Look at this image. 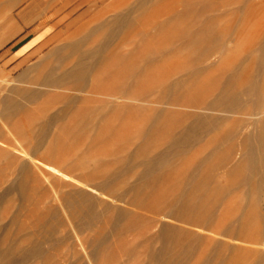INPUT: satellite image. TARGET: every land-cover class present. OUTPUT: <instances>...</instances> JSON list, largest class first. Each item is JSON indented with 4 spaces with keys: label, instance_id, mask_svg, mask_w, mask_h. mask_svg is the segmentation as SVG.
Returning <instances> with one entry per match:
<instances>
[{
    "label": "rangeland",
    "instance_id": "374dc122",
    "mask_svg": "<svg viewBox=\"0 0 264 264\" xmlns=\"http://www.w3.org/2000/svg\"><path fill=\"white\" fill-rule=\"evenodd\" d=\"M263 36L264 0H0V264H256L258 114L209 107Z\"/></svg>",
    "mask_w": 264,
    "mask_h": 264
},
{
    "label": "bare ground",
    "instance_id": "6f19581e",
    "mask_svg": "<svg viewBox=\"0 0 264 264\" xmlns=\"http://www.w3.org/2000/svg\"><path fill=\"white\" fill-rule=\"evenodd\" d=\"M254 50L255 52H258L256 61L262 64L264 62V36L258 42V46L257 48L255 47ZM51 77H53V75ZM51 77L48 78V80L50 79L51 81L53 79V78L51 79ZM58 79L60 78L56 77V80ZM256 79L257 78H255L254 80L256 81ZM257 82L251 83L250 85L247 86L242 85L241 86L242 89L236 92L234 91L230 93L227 89H225V91H223L220 95L216 97V99H214L209 109L212 108L211 106L219 107L222 104H225V107L223 108L224 111L228 113H234L238 108L242 107L245 104L244 97H246L247 99H249L248 102L251 103L253 109H255L254 111H257L256 114H258V116L257 115L254 116H257L258 118L255 117L256 119L252 123H249L250 125H253V131L244 135L240 143L242 144L243 147V154L245 156V160L244 162L242 160L237 161L235 167L232 168L230 172L231 173L233 172L235 175L241 177L240 180L235 184L241 185V184L251 183L252 185H254L253 187L257 193L256 197L258 198L257 204L260 207L258 214L256 213V218L260 222V225L257 230L258 232L264 233V84H259V82L258 83ZM197 118L199 119V121L202 120L201 117H197ZM212 121H209L208 119L207 123L212 124ZM231 133L232 132H229V134ZM194 173L195 172H193V174ZM191 184L192 186L190 189L193 191H197L200 187V184L195 181ZM222 190L224 193H228L231 190V186L226 187ZM177 200H179V198H177ZM177 200L175 201V203L172 204L173 206L176 207L181 206L179 205L180 203ZM191 205L192 207H195L196 206L195 201L192 200ZM261 210H263V212ZM174 215L175 214L173 213H168L166 216L169 218H173L176 217ZM176 215L180 216L179 214ZM211 215H212L211 210H209L208 216ZM244 225H245V219L244 216L241 215V217L237 218L229 226L231 228L239 229L244 227ZM170 230L171 231L177 230L175 223L164 220L160 230L161 234ZM176 234H178V232ZM165 256H166L165 253L160 252L156 257H154L155 264H165L164 262ZM256 264H264V249L259 250Z\"/></svg>",
    "mask_w": 264,
    "mask_h": 264
},
{
    "label": "crops",
    "instance_id": "0c3cea01",
    "mask_svg": "<svg viewBox=\"0 0 264 264\" xmlns=\"http://www.w3.org/2000/svg\"><path fill=\"white\" fill-rule=\"evenodd\" d=\"M55 38V37H54ZM52 39V38H51ZM50 39V40H51ZM36 37L33 35V36H31V37H29V38H27L25 41H24V43L22 44V46L20 47V48H18V55H20V54H26V53H28L30 50H32V49H35V48H29L31 45H36ZM37 44H38V42H37ZM55 49L53 48V52H55L54 51Z\"/></svg>",
    "mask_w": 264,
    "mask_h": 264
}]
</instances>
